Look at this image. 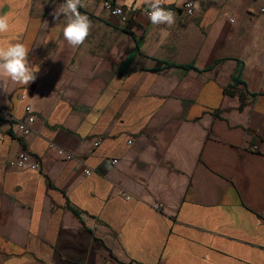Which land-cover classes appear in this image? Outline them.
Returning <instances> with one entry per match:
<instances>
[{"label":"crops","instance_id":"obj_1","mask_svg":"<svg viewBox=\"0 0 264 264\" xmlns=\"http://www.w3.org/2000/svg\"><path fill=\"white\" fill-rule=\"evenodd\" d=\"M193 1L171 27L129 8V33L82 0L72 48L65 0H4L39 71L0 78V264H264V0ZM24 149L40 170L12 164Z\"/></svg>","mask_w":264,"mask_h":264},{"label":"clouds","instance_id":"obj_2","mask_svg":"<svg viewBox=\"0 0 264 264\" xmlns=\"http://www.w3.org/2000/svg\"><path fill=\"white\" fill-rule=\"evenodd\" d=\"M128 8H141L146 5L148 11L146 17L154 26L167 25L171 27L176 23V14L164 7L177 3L178 0H120ZM4 0H0V6ZM82 0H65L60 6L59 13H54V19L64 15L62 25L63 38L72 48L83 45L90 34L92 22L88 16L81 14L78 7ZM11 15L0 14V78L10 80L21 86H28L36 80L39 68L34 69L28 60L29 49L22 43H13L6 38L11 31ZM166 36L168 33L162 29ZM4 81H0L3 83Z\"/></svg>","mask_w":264,"mask_h":264},{"label":"built area","instance_id":"obj_3","mask_svg":"<svg viewBox=\"0 0 264 264\" xmlns=\"http://www.w3.org/2000/svg\"><path fill=\"white\" fill-rule=\"evenodd\" d=\"M103 6L104 9L108 12L110 18L116 20L122 26L132 23L135 19V13L133 10L122 5H118L111 0H104ZM164 7L173 11L176 15L180 13L184 15L186 18L193 17L195 11L193 0L185 1L180 7H175L170 5H164ZM147 11L148 9L146 10V12ZM1 110L3 111V108ZM26 111H27V115L24 118H17L13 115L10 116V122L16 126L17 131L21 135H30L35 132L33 128V124L35 122L36 116L31 113V108L29 105H27ZM131 142L132 141L129 140V143ZM50 146L57 147L53 143H50ZM57 149L59 154L65 157L66 159H76V156L73 153L65 150L64 148L57 147ZM114 161L116 162L117 160ZM12 164H14L16 167L20 169L30 168L33 170H40L41 168L39 160L36 159L32 154H30L25 149L18 153ZM90 172L91 171L89 169L86 170V173H90Z\"/></svg>","mask_w":264,"mask_h":264},{"label":"trees","instance_id":"obj_4","mask_svg":"<svg viewBox=\"0 0 264 264\" xmlns=\"http://www.w3.org/2000/svg\"><path fill=\"white\" fill-rule=\"evenodd\" d=\"M122 29L124 31H126V32L132 33V31H131V23L123 26ZM158 63L165 64V66H168V67L176 65V64L171 63V62H165V61H160V60H158ZM177 66H182V67H184L186 69H191V68H195L196 69V67L194 66L193 63L192 64H187V65H177ZM153 70H155V71L159 70V66L158 67H154ZM241 74H242V64L239 63L237 68H236V70H235V72L233 73V83L230 86H236L238 84H242V83L244 84L245 83L241 79ZM3 110H7V109H3ZM1 113H2V110L0 111V119L2 120L3 117L1 115ZM74 212L77 214V211L75 209H74Z\"/></svg>","mask_w":264,"mask_h":264}]
</instances>
